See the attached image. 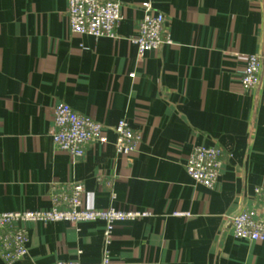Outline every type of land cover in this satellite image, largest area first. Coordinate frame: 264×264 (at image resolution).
Wrapping results in <instances>:
<instances>
[{
  "label": "crops",
  "instance_id": "1",
  "mask_svg": "<svg viewBox=\"0 0 264 264\" xmlns=\"http://www.w3.org/2000/svg\"><path fill=\"white\" fill-rule=\"evenodd\" d=\"M117 1L116 37L96 38L70 31L67 0H0V212L49 208L58 184L78 181L88 208L150 212L115 223L110 264H264V241L235 238L230 224L264 211V0ZM144 2L171 42L139 55L130 38ZM252 53L259 83L245 91ZM57 102L101 123L107 141L77 159L55 147ZM121 118L141 137L129 155L114 147ZM198 145L223 153L210 188L185 170ZM25 227L26 255L0 264L102 259V220Z\"/></svg>",
  "mask_w": 264,
  "mask_h": 264
},
{
  "label": "built area",
  "instance_id": "2",
  "mask_svg": "<svg viewBox=\"0 0 264 264\" xmlns=\"http://www.w3.org/2000/svg\"><path fill=\"white\" fill-rule=\"evenodd\" d=\"M144 15L139 21L136 35L130 41L137 47L139 55L158 49L163 43H170L164 36V16L154 11L150 2L142 4ZM121 7L117 0H67L68 26L72 33L93 37L115 38V28L121 20ZM261 60L252 53L247 56L242 69L241 86L247 91L259 83ZM131 77L134 73L130 74ZM114 147L117 153L129 155L137 150L140 134L134 131L126 119H119L113 127ZM52 143L66 151L72 158L84 155L85 146L96 141L105 143L107 138L103 125L88 116L77 113L65 102H57L53 107ZM222 150L219 146H194L185 163V170L196 183L212 187L222 165ZM255 193L264 205V189L256 187ZM150 212L136 209H118L107 207L91 209L84 203V187L78 181L60 183L51 195L49 208L42 210L3 211L0 212V257L6 263H13L27 253L28 234L25 223L65 221L75 224L81 221L102 220L105 223L103 256L97 264H110L108 245L112 239L115 223L132 221L146 217ZM176 215L188 216L177 212ZM232 233L235 238L249 241H264V211L244 209L230 217ZM55 264H88L78 260L58 259Z\"/></svg>",
  "mask_w": 264,
  "mask_h": 264
}]
</instances>
